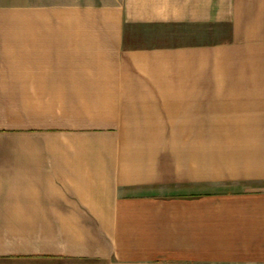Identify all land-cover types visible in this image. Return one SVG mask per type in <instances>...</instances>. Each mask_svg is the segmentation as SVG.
I'll list each match as a JSON object with an SVG mask.
<instances>
[{
    "label": "crops",
    "instance_id": "obj_1",
    "mask_svg": "<svg viewBox=\"0 0 264 264\" xmlns=\"http://www.w3.org/2000/svg\"><path fill=\"white\" fill-rule=\"evenodd\" d=\"M0 70V264H264V0H0Z\"/></svg>",
    "mask_w": 264,
    "mask_h": 264
},
{
    "label": "rangeland",
    "instance_id": "obj_2",
    "mask_svg": "<svg viewBox=\"0 0 264 264\" xmlns=\"http://www.w3.org/2000/svg\"><path fill=\"white\" fill-rule=\"evenodd\" d=\"M6 61H7V64H8L7 69H8V77H9L8 80H7V83H8L7 86H9V83L16 85V83H15L14 80H16V78L18 77V73L17 72L19 70H22V71L23 70H28L29 71L30 67L24 69L25 66H23V64L21 66H17V67H12V66L10 67V65L14 62L13 59L12 58H9ZM45 67L53 68L54 66L49 65V66H45ZM45 67L33 68L32 71H35L36 70V72H37L38 75L45 76V71L47 69ZM0 73H1V70H0ZM15 93H17V92H15ZM21 100L22 99H20L19 101H21ZM50 101H51L50 98H43V102H50ZM16 106L18 107L20 105H16ZM31 107H35V106L34 105H31Z\"/></svg>",
    "mask_w": 264,
    "mask_h": 264
}]
</instances>
